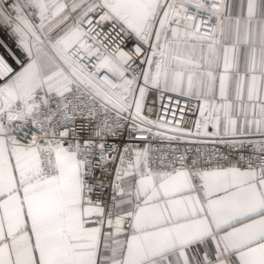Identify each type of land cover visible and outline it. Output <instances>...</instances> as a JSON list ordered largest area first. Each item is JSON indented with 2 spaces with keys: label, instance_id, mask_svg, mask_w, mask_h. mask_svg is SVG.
Wrapping results in <instances>:
<instances>
[{
  "label": "snow or ice",
  "instance_id": "obj_1",
  "mask_svg": "<svg viewBox=\"0 0 264 264\" xmlns=\"http://www.w3.org/2000/svg\"><path fill=\"white\" fill-rule=\"evenodd\" d=\"M0 264H264V0H0Z\"/></svg>",
  "mask_w": 264,
  "mask_h": 264
}]
</instances>
